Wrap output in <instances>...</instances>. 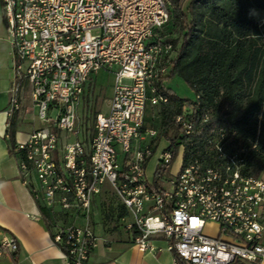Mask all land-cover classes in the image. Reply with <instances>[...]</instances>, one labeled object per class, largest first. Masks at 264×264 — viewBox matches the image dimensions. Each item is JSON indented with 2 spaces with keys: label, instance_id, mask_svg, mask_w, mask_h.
<instances>
[{
  "label": "built area",
  "instance_id": "built-area-1",
  "mask_svg": "<svg viewBox=\"0 0 264 264\" xmlns=\"http://www.w3.org/2000/svg\"><path fill=\"white\" fill-rule=\"evenodd\" d=\"M170 3L0 0L15 57L7 111L20 109L26 83L31 107L44 123L16 141L19 168L25 176L35 174L38 186L32 192L38 202L71 219L55 224L53 234L68 264H86L97 243L91 205L105 183L125 208L120 225L141 250L155 249L153 237L162 234L172 264L264 261V174L246 169L247 148L233 127L218 125L194 139L209 114L177 115L180 134L189 139L179 171L163 174L160 188L146 176L144 165L159 129L145 125V110L167 101L156 84L165 85L175 54L164 31ZM99 70L114 74L112 95L108 111L95 115L85 144L77 137L76 108L88 77ZM171 155L167 147L158 162ZM208 224L215 226V236L205 231ZM4 249H17L13 236L0 239V254Z\"/></svg>",
  "mask_w": 264,
  "mask_h": 264
},
{
  "label": "trees",
  "instance_id": "trees-1",
  "mask_svg": "<svg viewBox=\"0 0 264 264\" xmlns=\"http://www.w3.org/2000/svg\"><path fill=\"white\" fill-rule=\"evenodd\" d=\"M259 11L264 14V0H171L170 19L164 31L175 54L167 76H180L195 98L184 99L170 87L157 83L158 92L167 101L148 104L144 117L145 125L158 128V136L169 140L171 159L177 145H189L175 117L191 114L192 119H197L209 114L208 122L194 139L206 137L218 125L233 127L247 148L246 169L264 174V18L262 22L257 18ZM151 109L156 110L157 126L147 114ZM9 143L15 147L13 130ZM153 153L151 148L146 162ZM171 159L159 161L155 167L152 181L158 188ZM39 206L43 216L52 221L47 208L40 202ZM118 207L121 217L126 211L122 204Z\"/></svg>",
  "mask_w": 264,
  "mask_h": 264
},
{
  "label": "crops",
  "instance_id": "crops-1",
  "mask_svg": "<svg viewBox=\"0 0 264 264\" xmlns=\"http://www.w3.org/2000/svg\"><path fill=\"white\" fill-rule=\"evenodd\" d=\"M15 77V57L0 9V239L9 235L17 241L15 251L4 249L0 254V264H68L62 249L53 240V234L55 224L69 223L71 219L51 212L52 221L43 216L39 202L32 192L38 186V180L34 173L27 176L21 173L19 161L22 154L15 147L11 148L9 143L12 130L16 143L41 126L32 124L24 128V123L29 120L27 114L36 112L31 107L29 86L26 83L21 92L20 109L8 113L10 89ZM81 99L76 108L79 119L82 118L79 113ZM97 113L101 111L96 110L91 118L94 119ZM92 134L93 128L90 131L85 126L80 129L77 137L88 144ZM161 141L162 137L159 136L151 141L154 152ZM107 189L111 187L105 183L101 192L92 200L91 225L98 240L90 250L86 264H172L173 254L165 248L166 242L162 234L153 237L155 249L141 250L132 243L130 232L120 225V218L125 217L126 212L118 217V210H114L111 218H105V211L101 208V196ZM115 198L116 204H121L117 196ZM74 222L81 224L82 220L76 218ZM262 242L264 243V229Z\"/></svg>",
  "mask_w": 264,
  "mask_h": 264
},
{
  "label": "rangeland",
  "instance_id": "rangeland-1",
  "mask_svg": "<svg viewBox=\"0 0 264 264\" xmlns=\"http://www.w3.org/2000/svg\"><path fill=\"white\" fill-rule=\"evenodd\" d=\"M257 18L260 22L263 21V12L259 11L256 13ZM114 83V74L108 72L106 70H99L88 77L87 81L84 84V93L81 99V105L79 108V113L82 118L79 119L81 122V128L87 126L90 131L93 128L94 119L91 118V114H95L96 110L101 111V113H106L109 107V101L112 95V85ZM164 84L170 87L179 97L184 99L193 100L195 98V93L191 89V87L178 75H171L164 77ZM54 114V112H53ZM149 117H153V125L157 126L158 120L155 118L156 110L151 109L147 112ZM28 121L24 123V128H28V126L34 124L35 126L44 125V123L38 118L37 113L27 114ZM74 138V135L70 136ZM169 146V140L165 137H162V141L149 158L145 173L149 180L152 181L155 167L158 163V159L160 154ZM183 152L184 148L182 144L177 145L176 152L174 153L173 158L170 161V165L168 170L164 172L165 176H170L176 174L183 162ZM121 160V154H119V161ZM116 195L114 191L111 189H107L103 192L101 198V208L105 211V218L112 217L111 212L117 210L118 204H116ZM205 231L215 236L217 231L214 225H206Z\"/></svg>",
  "mask_w": 264,
  "mask_h": 264
}]
</instances>
